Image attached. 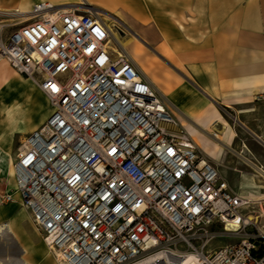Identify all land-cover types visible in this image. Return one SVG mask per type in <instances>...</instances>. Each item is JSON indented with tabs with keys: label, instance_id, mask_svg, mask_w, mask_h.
I'll return each instance as SVG.
<instances>
[{
	"label": "built area",
	"instance_id": "obj_1",
	"mask_svg": "<svg viewBox=\"0 0 264 264\" xmlns=\"http://www.w3.org/2000/svg\"><path fill=\"white\" fill-rule=\"evenodd\" d=\"M112 23L81 5L0 11V62L51 109L12 164L42 242L57 264H264V213L107 46Z\"/></svg>",
	"mask_w": 264,
	"mask_h": 264
},
{
	"label": "crops",
	"instance_id": "obj_2",
	"mask_svg": "<svg viewBox=\"0 0 264 264\" xmlns=\"http://www.w3.org/2000/svg\"><path fill=\"white\" fill-rule=\"evenodd\" d=\"M67 1L70 0H0V11L25 12L39 2L61 5ZM89 1L108 13L117 12L126 27L142 39L143 46L145 43L157 48L158 54L168 59L182 60L191 81L171 86L161 77L157 87L151 78L147 79L164 96L168 109L183 124L201 154L218 163L223 146L235 143L234 131L220 108L259 138L248 125L261 118L257 111L264 106V0ZM5 65L0 62V264H57L34 229L28 210L21 206L13 174L8 175L16 153L15 149L12 154L13 139L19 134L23 139L38 128L51 109L43 93L23 77L41 92L48 106L41 121L27 127L35 105L32 103L31 110L24 111L12 88L17 82L15 76H22L10 73ZM7 89L12 94L9 101L3 98ZM216 124L219 131L214 128ZM241 158L264 169V164L258 166ZM4 194H10L11 200L3 201Z\"/></svg>",
	"mask_w": 264,
	"mask_h": 264
},
{
	"label": "rangeland",
	"instance_id": "obj_3",
	"mask_svg": "<svg viewBox=\"0 0 264 264\" xmlns=\"http://www.w3.org/2000/svg\"><path fill=\"white\" fill-rule=\"evenodd\" d=\"M81 7L89 10L91 6ZM108 15H110L111 23L115 21L117 23L116 25L118 26V28H113L114 35L118 36L119 30L123 32L124 36L127 35L126 37H130V35L134 33V30L132 28H127L123 21L120 20V17L118 16L117 12L111 11L110 13H108ZM112 15L114 17H112ZM135 45L140 47L142 52L135 48ZM126 49L128 53L134 58L139 67L142 69L144 75L148 78H151V80H153V83L157 87H160L161 85V77L164 82L170 84L171 86L177 85L178 82L186 83V81H191L188 71H186L182 65V60L176 59L175 57H172V59H168L164 54H162L161 56L158 54L157 48L155 49L145 43L143 46L139 44L137 40H133V43L128 44ZM166 58L169 61H167ZM6 67L8 68L10 73L14 74V72L8 66ZM15 77L17 78V82L13 85L12 88H15V90L17 91V98L24 107V111L26 112L29 111V109L31 110L32 103L35 105L34 111L29 115L30 120L27 122V127H30L33 123L38 124L41 121L43 115L48 110L45 97L35 87L26 82L23 77ZM10 97H12V94L7 89L6 93H4L3 98L6 101H9ZM219 111L232 127L235 134V143L230 146H223V155L220 162L215 163L212 162L210 159L206 157L205 158L209 163L217 166L219 173L221 174V176H223L224 179H226L231 188L237 191L239 190V192L245 195H247L248 193H251L255 196L264 195V178L258 176L254 168L251 165L247 164L241 158L244 157L258 166L264 164V106L260 107L257 111L260 115L259 117L261 118H258L256 122H251L248 125L250 129L258 133V139L254 138L247 128L238 125L234 118L231 117L229 111L224 110L222 108H220ZM214 128L216 131L220 130V126L217 124L214 125ZM22 136L23 134H19L13 139L12 142L14 144V149L12 154L14 153L15 149L18 148L20 142L22 141ZM198 152L201 153L199 149ZM11 173L12 170L10 166L8 168V175ZM242 182H251L255 184L256 188L257 185L259 187L261 186V188L243 190L241 189V187H239ZM260 204L262 209H264V199L261 200ZM224 243L225 240H215L212 245H222Z\"/></svg>",
	"mask_w": 264,
	"mask_h": 264
},
{
	"label": "bare ground",
	"instance_id": "obj_4",
	"mask_svg": "<svg viewBox=\"0 0 264 264\" xmlns=\"http://www.w3.org/2000/svg\"><path fill=\"white\" fill-rule=\"evenodd\" d=\"M91 2L89 1V0H70V1H67V2H65V3H62L61 5H81V6H91L90 8H89V10H91L92 12H97L98 14H103V18H104V20L107 22V24L109 25V26H111V19H110V15H108V13H106L105 11H103L102 9H100V8H96V7H92V4H90ZM115 20H116V18H115ZM113 25V24H112ZM116 28H118V27H116ZM127 36V35H126ZM126 36H124V34H123V32L121 31V30H119V33H118V36L117 35H114L113 34V32L111 33V39H109L108 40V42H107V46L110 48V49H112L113 51H115V52H118V53H124L125 54V56L127 57V58H129L130 60H132V62L135 64V60H134V58L128 53V51H127V46H128V44H130V43H133V40H137L138 42H139V44H141L142 45V39L138 36V35H136L135 33H132L131 35H130V37L128 36V37H126ZM135 48H140V47H138V46H136L135 45ZM2 63V62H1ZM137 64V63H136ZM135 64V65H136ZM139 66V65H138ZM137 66V67H138ZM139 69V68H138ZM140 71H141V68L139 69ZM143 71H141V73H142ZM143 74V73H142ZM146 77V76H145ZM147 78V77H146ZM9 82V79L8 78H6L5 79V83H8ZM150 82V81H149ZM151 83V82H150ZM152 84V83H151ZM155 88V87H154ZM156 89V88H155ZM157 90V89H156ZM158 91V90H157ZM159 92V91H158ZM160 93V92H159ZM161 94V93H160ZM162 95V94H161ZM163 96V95H162ZM163 98H164V96H163ZM164 100H165V98H164ZM173 108H175L174 106H173ZM175 110H177L176 108H175ZM177 112H178V110H177ZM173 114V113H172ZM174 116V115H173ZM175 117V116H174ZM175 119H176V117H175ZM176 121H177V123H178V125L180 126V128L183 130V132L185 133V135L186 136H188L189 138H190V136L188 135V133L186 132V130L184 129V126H183V124L182 123H180L177 119H176ZM189 123H191L190 121H188ZM190 127L191 128H194L195 129V125L193 124V123H191V125H190ZM211 136H213L214 138H215V135L213 134V135H211ZM191 139V138H190ZM192 140V139H191ZM193 141V140H192ZM215 142H217L218 143V140H216L215 139ZM194 143V142H193ZM223 143V142H222ZM196 146V145H195ZM197 148V147H196ZM205 156H207V155H205ZM11 157V156H10ZM244 160V159H243ZM245 162H247L249 165H251L253 168H254V170H255V172L257 173V175L258 176H260V177H262V178H264V169H260V168H258V167H255L254 165H252V164H250L248 161H246V160H244ZM217 162V161H216ZM11 170H12V165H11ZM12 174H13V172H12ZM253 176V175H252ZM241 177H242V175H241ZM244 177V176H243ZM255 177V176H254ZM246 179V178H245ZM243 180V179H242ZM252 180H253V178H252ZM253 182V181H252ZM239 187H241L243 190L244 189H257L256 188V186H255V184L254 183H251V182H242L241 184H240V186ZM239 191V190H238ZM241 191V190H240ZM250 192V191H249ZM252 192V191H251ZM256 192V191H255ZM248 196V198H250V200H251V202L249 203V205H248V207L249 208H253L254 210H256V209H258V210H260L262 213H264V209H262V207H261V204H260V202H261V200L262 199H264V195H261V196H254L253 194H251V193H248L247 194ZM262 221H264V219H262ZM7 262V261H6Z\"/></svg>",
	"mask_w": 264,
	"mask_h": 264
}]
</instances>
